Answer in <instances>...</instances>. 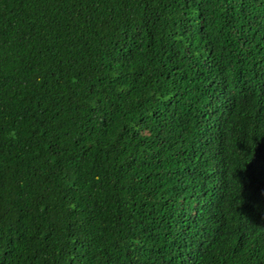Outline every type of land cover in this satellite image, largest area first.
I'll return each mask as SVG.
<instances>
[{
	"label": "trees",
	"instance_id": "obj_1",
	"mask_svg": "<svg viewBox=\"0 0 264 264\" xmlns=\"http://www.w3.org/2000/svg\"><path fill=\"white\" fill-rule=\"evenodd\" d=\"M0 264H264V0H0Z\"/></svg>",
	"mask_w": 264,
	"mask_h": 264
}]
</instances>
